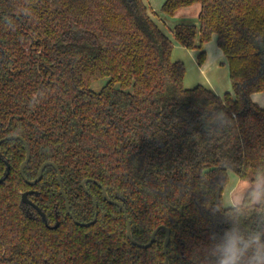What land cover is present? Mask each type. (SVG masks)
Listing matches in <instances>:
<instances>
[{
    "label": "trees",
    "instance_id": "obj_1",
    "mask_svg": "<svg viewBox=\"0 0 264 264\" xmlns=\"http://www.w3.org/2000/svg\"><path fill=\"white\" fill-rule=\"evenodd\" d=\"M200 3L199 25L182 23L173 37L200 50L213 35L226 57L233 93L184 86L186 66L172 59L173 40L144 0H0V140L20 135L31 157L29 180L55 162L80 222L96 213L82 182L95 179L126 208L135 240L160 225L171 230L170 264H202L204 247L230 226L224 192L229 170L264 185V0H165L175 16ZM107 79L100 91L95 81ZM230 122L214 130V116ZM23 141L0 144V264H165L166 230L147 248L134 245L119 206L88 181L98 202L95 223L74 222L47 166L29 184L20 173ZM261 185V186H262ZM249 189L237 208L255 227L259 206ZM46 214H27L22 194Z\"/></svg>",
    "mask_w": 264,
    "mask_h": 264
},
{
    "label": "rangeland",
    "instance_id": "obj_2",
    "mask_svg": "<svg viewBox=\"0 0 264 264\" xmlns=\"http://www.w3.org/2000/svg\"><path fill=\"white\" fill-rule=\"evenodd\" d=\"M158 2L159 0L152 1L153 9L157 12V14L154 15L152 13V17L155 16L156 22L160 24L166 31V33H169L172 38H174L173 32L178 21L186 20L187 22H191L189 24L199 25V19L196 15L192 16L190 19L164 18L166 22L164 23V21L160 19V16H162L163 13L161 11V8L158 7ZM204 49L206 51V58L202 64H199L198 61V49H188L183 47L175 50V55L180 56V59L186 66L184 83L193 87L198 85V83L204 84L207 86H213L216 90L223 93L226 90H229L231 93H233L229 67L225 62L224 55L223 58L218 57V53L222 50L219 48L216 39L211 38L208 42H206L204 44ZM106 82L107 79L95 81L92 84V89L95 91H100L101 88L106 84ZM262 184L263 180L257 183H254L251 180H242L235 172L229 170V184L226 187L224 193L225 205L230 206L227 204L228 199L235 200L234 204L236 205L240 204L243 200L244 195L249 189L253 187L258 189Z\"/></svg>",
    "mask_w": 264,
    "mask_h": 264
},
{
    "label": "clouds",
    "instance_id": "obj_3",
    "mask_svg": "<svg viewBox=\"0 0 264 264\" xmlns=\"http://www.w3.org/2000/svg\"><path fill=\"white\" fill-rule=\"evenodd\" d=\"M229 122L226 114L219 112L212 123L218 130ZM250 200L259 206L256 226L246 227V213L233 205L234 211L225 215L230 226L211 237L213 242L204 247L202 264H264V185L250 194Z\"/></svg>",
    "mask_w": 264,
    "mask_h": 264
},
{
    "label": "water",
    "instance_id": "obj_4",
    "mask_svg": "<svg viewBox=\"0 0 264 264\" xmlns=\"http://www.w3.org/2000/svg\"><path fill=\"white\" fill-rule=\"evenodd\" d=\"M7 139H19L21 141H23L24 145H25V149H26V159L22 162L21 166H20V173L21 175L23 176V178L31 185H34L36 184L41 178H42V175H43V171L44 169L47 167V166H53L56 171H57V179H58V182H59V185L61 187V192L64 196V199H65V202H66V209H67V212L68 214L71 216V218L74 220V222L78 225H81V226H89L93 223L96 222L97 220V217H98V202H97V199L93 196V194L88 190V187H87V182L88 181H95L98 185H100L102 187V193H103V196L104 198L109 201L110 203L112 204H115L117 206H119L120 208H122L124 214H125V218L127 220V235L130 239V241L134 244V245H137L139 247H143V248H147L149 246L152 245V243L154 242L155 240V237L158 233V231L161 229V228H164L166 230V238H165V242H164V252L166 254V258H165V264H170V261H169V258L167 256L168 254V244H169V241H170V238H171V230L165 226V225H160L158 226L152 233L151 235V238L150 240L147 242V243H141L137 240L134 239L133 237V233H132V226H131V222L129 220V216H128V213H127V210L126 208L123 206V204L119 201H116V200H113L111 199V197L109 196L106 188L101 184V182L95 180V179H91V178H88V179H85L83 182H82V186L85 190L86 193H88L89 195H91L93 197V203H94V206H95V209H96V213H95V216L94 218L91 220V221H88L86 223L84 222H80L76 219V217L74 216V214L72 213L71 211V208H70V203H69V200H68V197L65 193V190L63 188V183H62V175H61V171L58 167V165L53 162V161H46L44 162L39 171H38V175L35 179H32V180H29L26 175H25V167L26 165L28 164L29 160H30V157H31V152H30V149H29V146H28V143L27 141L25 140L24 137L20 136V135H9L3 139L0 140V144L7 140ZM7 163V167H6V171H5V174L0 178V183L1 182H4L6 177L8 176L9 174V171H10V164L8 162ZM35 193H38L36 190H29V191H26L22 194V198H21V203L23 205V208L25 209V211L27 212V214H30L32 215V211H31V207H33L35 210L38 211V213L40 214V216L42 217V219L44 220V222L46 223L47 226L51 227V228H56L59 226V219L56 220V223L55 225L53 226H50L49 225V222H48V219H47V216L45 214V212L36 204L34 203L30 198H29V195L30 194H35Z\"/></svg>",
    "mask_w": 264,
    "mask_h": 264
},
{
    "label": "crops",
    "instance_id": "obj_5",
    "mask_svg": "<svg viewBox=\"0 0 264 264\" xmlns=\"http://www.w3.org/2000/svg\"><path fill=\"white\" fill-rule=\"evenodd\" d=\"M145 2H146V4L150 7V13H151V16H152V13H153V15L154 14H157V12L153 9V4H152V1H156V0H144ZM165 2V0H159V2H158V7H160L161 8V6H162V4ZM200 9H201V5H200V3H196V4H193V5H191V6H188V7H184V8H181L176 14H175V16H167V15H165V14H163L162 16H160V19L161 20H163L164 21V23H166L165 22V20H164V18L165 19H172V18H177V19H190L192 16H194V15H196V16H198V14H199V12H200ZM154 17V18H153ZM152 18L155 20V16H153ZM156 21V20H155ZM157 23V22H156ZM182 23H191V22H187L186 20H181V21H178L177 23H176V25L177 24H182ZM158 24V23H157ZM198 24H199V21H198ZM161 28H162V30L166 33V31L163 29V27L160 25V24H158ZM175 25V26H176ZM172 40H173V42H174V48H173V52H172V59L174 60V61H177V60H181L180 59V56H176L175 55V50L176 49H178V48H183V46L182 45H180L174 38H172V36H170L169 35V33H166ZM212 38H215L216 39V42H217V36L216 35H213V37ZM200 52V50H198V53ZM222 52V51H221ZM221 52H219L218 53V57H221V58H223V52L221 53ZM182 61V60H181ZM225 62H226V57H225ZM227 63V62H226ZM199 84V83H198ZM202 85H204V84H202ZM184 86L186 87V88H191V87H193V86H190V85H186L185 83H184ZM205 87H207V88H209V89H211L212 91H214L216 94H218V95H223L225 92H230L229 90H226L224 93L223 92H220V91H218V90H216L213 86H207V85H204ZM218 89V88H217ZM252 98L260 105V106H262V107H264V91L263 92H259V93H255V94H253L252 95ZM225 193V192H224ZM234 201L235 200H233V199H228V202H227V204L228 205H230V206H233V205H236V204H234ZM224 202H225V200H224Z\"/></svg>",
    "mask_w": 264,
    "mask_h": 264
}]
</instances>
